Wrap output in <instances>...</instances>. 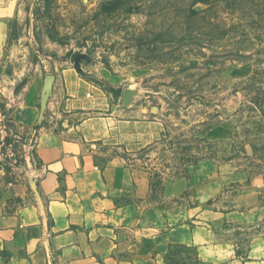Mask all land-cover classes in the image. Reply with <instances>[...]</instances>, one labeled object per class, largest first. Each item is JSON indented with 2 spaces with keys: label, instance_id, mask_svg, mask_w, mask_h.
<instances>
[{
  "label": "rangeland",
  "instance_id": "obj_1",
  "mask_svg": "<svg viewBox=\"0 0 264 264\" xmlns=\"http://www.w3.org/2000/svg\"><path fill=\"white\" fill-rule=\"evenodd\" d=\"M0 37V170L22 174L29 159L12 127L20 96L41 87L46 111L83 53L117 103L157 123L128 163L164 208L221 210L244 253L264 239V0H0Z\"/></svg>",
  "mask_w": 264,
  "mask_h": 264
},
{
  "label": "crops",
  "instance_id": "obj_2",
  "mask_svg": "<svg viewBox=\"0 0 264 264\" xmlns=\"http://www.w3.org/2000/svg\"><path fill=\"white\" fill-rule=\"evenodd\" d=\"M95 78L65 66L44 113L41 87L18 99L12 127L33 152L22 174L0 170V264H264V239L244 253L221 210L164 208L128 163L157 123ZM192 184L169 180L164 197Z\"/></svg>",
  "mask_w": 264,
  "mask_h": 264
},
{
  "label": "water",
  "instance_id": "obj_3",
  "mask_svg": "<svg viewBox=\"0 0 264 264\" xmlns=\"http://www.w3.org/2000/svg\"><path fill=\"white\" fill-rule=\"evenodd\" d=\"M82 61H90V56L83 54V53H78L74 56V68L82 75L87 76V77H92L91 73H88L82 66ZM124 101L126 103L131 101L130 96L125 93L124 95ZM45 111V105L43 104L42 108V113Z\"/></svg>",
  "mask_w": 264,
  "mask_h": 264
},
{
  "label": "built area",
  "instance_id": "obj_4",
  "mask_svg": "<svg viewBox=\"0 0 264 264\" xmlns=\"http://www.w3.org/2000/svg\"><path fill=\"white\" fill-rule=\"evenodd\" d=\"M24 148H25V151H24L25 155L28 156V158H30L31 157V154H32L31 148H30V142L27 143V145L24 146Z\"/></svg>",
  "mask_w": 264,
  "mask_h": 264
}]
</instances>
